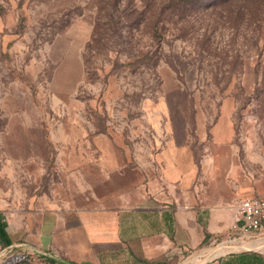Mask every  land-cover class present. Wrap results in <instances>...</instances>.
<instances>
[{"label":"rangeland","instance_id":"obj_1","mask_svg":"<svg viewBox=\"0 0 264 264\" xmlns=\"http://www.w3.org/2000/svg\"><path fill=\"white\" fill-rule=\"evenodd\" d=\"M224 115L230 166L257 172L264 0H0V212L13 240L0 238V264L46 262L21 251L51 209L153 193L168 143L204 168ZM263 236L230 231L199 253Z\"/></svg>","mask_w":264,"mask_h":264},{"label":"crops","instance_id":"obj_2","mask_svg":"<svg viewBox=\"0 0 264 264\" xmlns=\"http://www.w3.org/2000/svg\"><path fill=\"white\" fill-rule=\"evenodd\" d=\"M224 116L215 126L219 150L207 152L204 168L185 145L168 143L159 154L162 174L153 193L122 207L51 209L37 217V230L28 236L33 244H22L21 251L46 262L5 264H264V236L251 241H260L261 248L204 260L199 253L206 239L231 231L242 200L264 195V159L257 172L230 166L222 145L229 131ZM0 225L6 232L2 243L11 246L2 212Z\"/></svg>","mask_w":264,"mask_h":264},{"label":"built area","instance_id":"obj_3","mask_svg":"<svg viewBox=\"0 0 264 264\" xmlns=\"http://www.w3.org/2000/svg\"><path fill=\"white\" fill-rule=\"evenodd\" d=\"M231 232L242 237L264 234V195L240 202Z\"/></svg>","mask_w":264,"mask_h":264},{"label":"bare ground","instance_id":"obj_4","mask_svg":"<svg viewBox=\"0 0 264 264\" xmlns=\"http://www.w3.org/2000/svg\"><path fill=\"white\" fill-rule=\"evenodd\" d=\"M237 247H245V248H250V247H258L261 248V242L257 241V242H243L241 246H237ZM229 248H231V246H227L223 243L219 244L217 247L210 249V251L214 250V254L218 255L221 254L222 252H226L227 250H229ZM264 251V250H263Z\"/></svg>","mask_w":264,"mask_h":264},{"label":"trees","instance_id":"obj_5","mask_svg":"<svg viewBox=\"0 0 264 264\" xmlns=\"http://www.w3.org/2000/svg\"><path fill=\"white\" fill-rule=\"evenodd\" d=\"M0 236H3V237L6 236V232L4 230V226H1V225H0Z\"/></svg>","mask_w":264,"mask_h":264}]
</instances>
